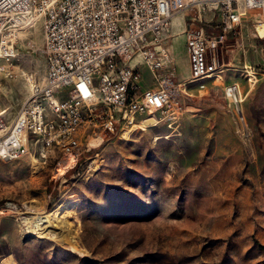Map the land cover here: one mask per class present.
Here are the masks:
<instances>
[{
    "label": "rangeland",
    "instance_id": "rangeland-1",
    "mask_svg": "<svg viewBox=\"0 0 264 264\" xmlns=\"http://www.w3.org/2000/svg\"><path fill=\"white\" fill-rule=\"evenodd\" d=\"M263 48L246 22L219 50L221 77L206 90L189 82L184 55H175L186 85L178 108L114 132L87 131L72 168L32 135L25 157L0 159V208L19 209L0 215V264H264ZM16 49L6 71L0 62V111L10 122L32 81L44 79L41 26L23 32ZM141 70V85L154 88ZM231 83L241 87L244 126L224 96ZM56 212V237L25 230L23 218Z\"/></svg>",
    "mask_w": 264,
    "mask_h": 264
},
{
    "label": "built area",
    "instance_id": "built-area-1",
    "mask_svg": "<svg viewBox=\"0 0 264 264\" xmlns=\"http://www.w3.org/2000/svg\"><path fill=\"white\" fill-rule=\"evenodd\" d=\"M179 11L194 14L182 35L189 82L200 90L221 77L219 50L230 35L242 34L246 22L264 44V0H0L3 70L16 57L21 34L38 25L46 61L43 81L32 87L15 118L10 122L0 111V159L25 157L32 135L61 151L72 168L87 131L114 132L120 125H134L139 115L155 118L177 109L186 86L177 81L170 52ZM142 65L154 88L141 85ZM257 75L253 68L250 81ZM224 96L246 125L239 83L227 84ZM13 211H19L17 205L6 203L0 215Z\"/></svg>",
    "mask_w": 264,
    "mask_h": 264
},
{
    "label": "bare ground",
    "instance_id": "bare-ground-1",
    "mask_svg": "<svg viewBox=\"0 0 264 264\" xmlns=\"http://www.w3.org/2000/svg\"><path fill=\"white\" fill-rule=\"evenodd\" d=\"M180 13H182V11H179V13L177 15H179ZM31 86L32 87L35 86L34 81H32ZM59 214H60L59 212H56L53 214H46L43 216H38V217H35L33 219L34 221L31 218H23L22 223H24V225L27 228L32 229V230H33V228L34 229L37 227H38V229L40 228L41 232L38 231L40 233V237H56L53 229L57 227V223L59 222V220H58ZM35 231H37V230L35 229ZM55 231H57V230H55ZM10 264H13L11 260H10Z\"/></svg>",
    "mask_w": 264,
    "mask_h": 264
},
{
    "label": "crops",
    "instance_id": "crops-1",
    "mask_svg": "<svg viewBox=\"0 0 264 264\" xmlns=\"http://www.w3.org/2000/svg\"><path fill=\"white\" fill-rule=\"evenodd\" d=\"M182 29V30H181ZM180 32V35L177 36V32ZM185 30V24H180L177 25L174 23V27H173V34L175 35V37L172 39L171 41V46H170V52L172 54V57L174 58V61L177 65V77L179 76V68H178V63L175 59V55L180 54V55H184L185 57V62L184 65L186 67V71H189V75H190V63H189V57H188V53H187V49H186V41L184 36L182 35L183 31Z\"/></svg>",
    "mask_w": 264,
    "mask_h": 264
}]
</instances>
